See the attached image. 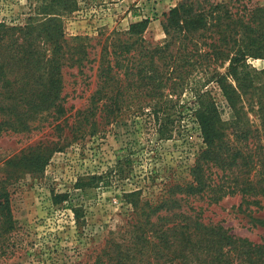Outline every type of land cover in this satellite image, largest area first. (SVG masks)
<instances>
[{
  "label": "trees",
  "instance_id": "16d2710c",
  "mask_svg": "<svg viewBox=\"0 0 264 264\" xmlns=\"http://www.w3.org/2000/svg\"><path fill=\"white\" fill-rule=\"evenodd\" d=\"M68 1L38 7L45 17L40 23L31 17L25 25L0 22V133L31 131L68 113L63 69L90 59L89 38L68 40L60 19L50 16ZM247 15H235L220 3L182 0L165 13L161 42H148L150 20L145 18L101 43L97 88L77 111L74 130L91 128L94 135L97 116L110 123L131 112L152 116L159 136L172 138L176 117L185 113L197 123L204 146L190 168V180L169 182L161 198H143L141 189L129 194L135 216L128 238L108 242L94 264H264V238L256 243L221 223L205 222L203 208L193 203L240 195V209L264 207V68L249 62L250 57L264 58V8ZM212 81L233 112L229 120L206 89ZM185 92L193 100L183 103L184 109L175 108ZM54 150L40 145L5 163L0 259L23 245L10 187L19 171L43 174ZM214 168L219 171L215 177ZM65 196L56 194L55 202ZM73 210L80 224V208Z\"/></svg>",
  "mask_w": 264,
  "mask_h": 264
},
{
  "label": "rangeland",
  "instance_id": "374dc122",
  "mask_svg": "<svg viewBox=\"0 0 264 264\" xmlns=\"http://www.w3.org/2000/svg\"><path fill=\"white\" fill-rule=\"evenodd\" d=\"M53 0H0V22L25 25L29 18L40 23L38 14ZM182 0H69L67 7L55 6L50 16L59 18L65 37L89 38V61L81 67L65 66L64 90L68 113L52 117L31 131L0 133V177L7 160L40 145L55 149L43 174L19 171L10 189L15 220L23 245L0 264H94L114 239L124 242L135 211L126 198L142 190L143 198H161L169 182L191 179L190 168L204 146L199 127L189 116L176 117L172 138H161L152 116L129 112L108 122L97 116L98 129L92 135L74 130L75 116L84 109L97 88V66L101 43L114 31L127 30L131 23L149 18L148 42H161L165 13ZM205 6L220 3L233 14L264 8V0H201ZM38 20V21H37ZM252 66L264 68V58H249ZM227 66V65H226ZM225 70V67L221 68ZM208 89L222 117L233 112L216 82ZM185 92L175 108L188 101ZM174 108V109H175ZM59 149L58 147H61ZM213 177L219 171L213 169ZM56 194L65 197L57 198ZM191 198V197H190ZM193 198V197H192ZM194 200V199H192ZM240 195L225 196L219 203L194 200L203 208L205 222L221 223L237 236L253 242L264 238V207L239 208ZM73 208H80V224Z\"/></svg>",
  "mask_w": 264,
  "mask_h": 264
}]
</instances>
